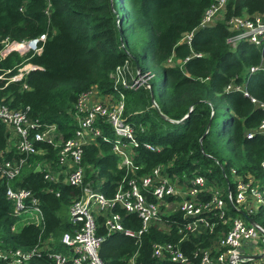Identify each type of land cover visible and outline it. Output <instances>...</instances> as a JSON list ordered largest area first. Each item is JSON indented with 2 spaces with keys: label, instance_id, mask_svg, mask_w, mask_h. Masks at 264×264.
<instances>
[{
  "label": "trees",
  "instance_id": "1",
  "mask_svg": "<svg viewBox=\"0 0 264 264\" xmlns=\"http://www.w3.org/2000/svg\"><path fill=\"white\" fill-rule=\"evenodd\" d=\"M213 0H0V51L3 42L25 43L46 35L41 54L25 56L14 51L0 59V105L23 110L43 125L58 126L65 140L74 136L77 122L75 107L80 96L93 88L102 95H116L112 75L129 62L131 68L146 72L142 60L151 58L162 72L159 89L151 81V90L121 89L126 98L125 118L135 131L139 146L133 160L136 178L149 175L162 166L173 178L190 184L195 176L207 179L213 189H235L237 177L254 178L264 188V135L256 130L264 121V47L241 43L227 44L230 32L226 20L234 16H253L264 12V0H229L226 19L215 25L200 26L202 16ZM195 31L192 49L181 43L185 34ZM193 53H201L198 58ZM173 57V63L168 60ZM185 61V62H184ZM36 66L23 81L12 82L25 65ZM236 85L243 92L227 90ZM27 86V88H25ZM152 93L162 117L153 107ZM174 121V122H172ZM211 123V127L209 125ZM105 133L114 138L104 123ZM256 131V132H255ZM249 133H255L252 137ZM10 133L0 120V160L19 159L9 145ZM150 144L158 151L145 148ZM36 147L47 152L28 159L20 176L8 183L0 180V250L28 251L53 236L55 240L73 226L63 213L70 208L81 188L53 184L37 171V164L49 163L58 171L57 150L45 143ZM85 184L112 199L122 180L133 174L120 169V158L112 145L99 139L85 148ZM233 170L236 174H233ZM10 184L15 189H30L40 199L45 225H25L13 231L17 223L14 205L6 197ZM60 193L57 197L55 193ZM207 196L205 197V199ZM127 228L139 230L141 221L117 206ZM233 216L236 213L232 211ZM163 214L140 242L121 233L108 234L100 256L104 264H178L153 257L155 242L180 244L190 257L188 264H199L198 248H214L226 226L219 223L216 232L203 231L182 242L179 232L181 213ZM170 224L167 233L160 226ZM56 252H64L57 244ZM0 264H9L0 261ZM29 264H55L49 257H36Z\"/></svg>",
  "mask_w": 264,
  "mask_h": 264
},
{
  "label": "built area",
  "instance_id": "2",
  "mask_svg": "<svg viewBox=\"0 0 264 264\" xmlns=\"http://www.w3.org/2000/svg\"><path fill=\"white\" fill-rule=\"evenodd\" d=\"M228 1L213 0L203 14L200 26L209 27L225 20ZM226 25L230 32L227 44L232 48L235 49L244 42L264 47V12L253 16H234L226 20ZM194 36L195 31L185 34L181 43L192 49ZM45 41L46 35L25 43L3 42L0 59L14 51L41 54L40 44ZM21 46L27 47V50H21ZM193 55L203 57L201 53ZM168 63H173V57ZM35 69L36 66L25 65L11 81H23L26 75ZM260 69L264 71V66L252 68L251 72ZM112 77L118 96L111 94L109 101H97L94 99L96 92H99L97 88L82 94L74 113L77 129L74 136L67 140L63 138L57 125L40 124L23 110L0 105V120L10 133L9 145L15 147L17 154L21 156L19 159L0 160V180L8 183L14 181L27 166L30 157L46 156L45 150L36 147V143H45L57 150L59 170L53 171L51 165L46 162L37 164L36 170L42 172L45 180L50 183L79 187L82 190L81 195L75 198L70 206L69 220L73 231L65 232L59 240L50 236L28 251L0 250V261L29 264L32 259L45 255L55 264H104L100 256L104 236L100 235L102 226L98 222L99 217L105 219L103 226L108 234L121 233L140 242L150 228L162 220L163 214L179 212L182 215V220L177 222L182 234L180 242L203 231L208 230L212 234L216 232L219 223L227 227L221 232L216 247L198 248L195 258H200L199 264H264V225L256 220L258 214L264 213V188L250 176L247 179L237 177L235 189L228 191L209 187L207 179L203 176H195L190 184H186L171 177L161 165L154 168L149 175L136 178L135 170L138 167H135L133 154L139 146V141L134 127L126 121V98L121 89L151 90L154 74L140 70L135 72L131 64L126 62L124 66L117 68ZM227 90L243 92L253 103H257V100L240 86L230 85ZM153 107H159L155 100ZM261 107L264 109V104H261ZM104 123L111 127L114 138L105 133L101 127ZM256 131L264 135V121ZM253 134L255 133H249V136L252 137ZM99 139L112 145V152L120 158L118 167L134 175L132 179L125 177L122 180L112 199L85 184V148ZM144 146L151 151L159 150L150 144ZM262 168L264 169V162ZM233 174H236L235 170ZM49 192L60 197L59 192ZM6 197L13 203V212L17 219L13 231L18 229L19 222H23L24 226L35 225L44 228L42 203L32 190L15 189L8 184ZM117 206L129 214L137 215L141 228H127L121 214L113 212ZM232 211L236 216L230 214ZM23 215L26 217L23 218ZM165 228L167 233L172 230L170 224ZM57 244H61L65 251L56 252ZM137 257L138 253L132 258V264H135ZM153 257L178 264H188L190 261V257L181 249L179 243L155 242Z\"/></svg>",
  "mask_w": 264,
  "mask_h": 264
},
{
  "label": "rangeland",
  "instance_id": "3",
  "mask_svg": "<svg viewBox=\"0 0 264 264\" xmlns=\"http://www.w3.org/2000/svg\"><path fill=\"white\" fill-rule=\"evenodd\" d=\"M26 50H27V47H26ZM23 51H25V49ZM18 53H20V55H22V56H25V55L29 54L30 52H27V53L18 52ZM142 63L144 65V67H146L148 69L147 71H149L151 74H154V79L152 81L155 83L156 88L159 89L160 86H161V83H162V79H163L161 70L155 66V64L153 63V61L151 60V58H149L147 60H144V61L142 60ZM131 66H132V64H131ZM28 67L29 66H27V68ZM63 215H64V217H66L67 219H69V217H70V208L66 209L65 212L63 213ZM25 217H26V215H23V218H25ZM23 218H21L22 221H23ZM256 220L260 224L264 225V213L258 214L256 216ZM168 225L169 224L163 223L160 227H162V229L165 232H167L165 226H168ZM23 226H24V223L23 222H19L18 223L19 229L22 228Z\"/></svg>",
  "mask_w": 264,
  "mask_h": 264
},
{
  "label": "crops",
  "instance_id": "4",
  "mask_svg": "<svg viewBox=\"0 0 264 264\" xmlns=\"http://www.w3.org/2000/svg\"><path fill=\"white\" fill-rule=\"evenodd\" d=\"M94 99L97 101H109L111 99L110 95H102L100 92H96Z\"/></svg>",
  "mask_w": 264,
  "mask_h": 264
},
{
  "label": "water",
  "instance_id": "5",
  "mask_svg": "<svg viewBox=\"0 0 264 264\" xmlns=\"http://www.w3.org/2000/svg\"><path fill=\"white\" fill-rule=\"evenodd\" d=\"M152 99H153V101L155 100L154 99V96H153V93H152ZM156 110H157V112L162 116V117H164V118H166V116L165 115H163L162 113H161V111H160V108L159 107H156ZM211 127V123H210V125H209V128Z\"/></svg>",
  "mask_w": 264,
  "mask_h": 264
},
{
  "label": "bare ground",
  "instance_id": "6",
  "mask_svg": "<svg viewBox=\"0 0 264 264\" xmlns=\"http://www.w3.org/2000/svg\"><path fill=\"white\" fill-rule=\"evenodd\" d=\"M19 48H20L21 50H24V49L26 50V47H22V46H21V47H19Z\"/></svg>",
  "mask_w": 264,
  "mask_h": 264
}]
</instances>
